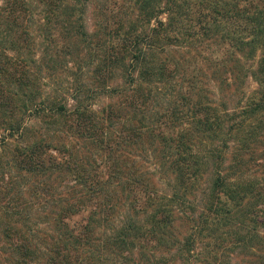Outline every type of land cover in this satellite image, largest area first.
Listing matches in <instances>:
<instances>
[{"label": "trees", "instance_id": "1", "mask_svg": "<svg viewBox=\"0 0 264 264\" xmlns=\"http://www.w3.org/2000/svg\"><path fill=\"white\" fill-rule=\"evenodd\" d=\"M251 164L264 170V0H0V264H98L94 249L171 264L149 254L185 214V263L264 264Z\"/></svg>", "mask_w": 264, "mask_h": 264}, {"label": "rangeland", "instance_id": "2", "mask_svg": "<svg viewBox=\"0 0 264 264\" xmlns=\"http://www.w3.org/2000/svg\"><path fill=\"white\" fill-rule=\"evenodd\" d=\"M187 59H192V58L188 56ZM52 83L55 87L59 88L60 90H62V87L67 88L66 76H58V78L55 81H52ZM50 84H51V82H50ZM215 85H217V84L214 82H210L209 87L212 88L214 91H216ZM255 88H256V85L254 84V82L252 80H248L246 92L249 93ZM228 92H231V91H228ZM234 92H237V91L235 90ZM231 93H229L228 95H231ZM228 95L225 97L224 102L228 105L229 109H232L235 107L234 106L235 104L231 101V99H230L231 102L229 101ZM256 156H257V154H256ZM261 163L262 162H259L258 165H260ZM254 165L255 164L249 165L250 166L249 167V174H252V176H260L264 172V170L260 169L258 167H254ZM143 167H144V170L146 172H149V174H147V175H149V177L151 178V182L155 185L156 190L158 192H160V194L162 192L163 193L168 192L172 195V189L171 188L173 185V177L169 175V174H171V172H169L167 168L163 167L161 164V169L157 168L156 170H154L153 167H155V166L150 161H148V159H144ZM63 186H64L63 188L65 190V183L63 184ZM64 196H65V198L67 197L66 194ZM201 199L202 198L199 197L200 201H201ZM187 210H188V208H187ZM121 212H122V210H121ZM188 212L189 211H187V213ZM121 215H123V213H120V216ZM86 220H87V213H81L80 215H77L70 220V224H71L70 226L79 227L78 225L86 223ZM118 224L122 225L123 222L119 221ZM141 225L143 227L149 226L147 223H144V222L141 223ZM193 227L194 226H193L192 222L189 220V218L186 216V214L180 215L179 219L175 221L174 225L171 224L170 227H168L166 238L164 240H162V242L159 245H155L156 246L155 250L153 251L152 254H149V255L156 256L157 260H159V261H162L163 259L165 261L168 260L171 264H187L184 261V258L187 254V251H185V250H188L190 247H188L184 238H186L188 236V234H190L192 232L191 230ZM113 228L114 227H111L110 225H107L104 223L101 225H99V224L95 225L94 238L96 240V245L107 242V238H108L107 234H110V235L113 234L112 233ZM197 248L199 251H203V249H204L203 244L199 243ZM93 253H95V261L99 262L98 264H102L101 263L102 261H99V259H98L99 258L98 253L95 251V249H94ZM132 253H134V255H131L130 253L125 252L127 259L119 258V262L121 264H141L142 260H140V257H141L140 250L136 249ZM235 254H237L236 258H237L238 264H256L255 256H253V254H251L250 251H248V250H243V251L241 250ZM109 255H110V253H108V255H106V257ZM4 257L5 256H3V255L1 256V258H4ZM111 260L107 264H112L113 259H111ZM92 264H94V263H92Z\"/></svg>", "mask_w": 264, "mask_h": 264}]
</instances>
